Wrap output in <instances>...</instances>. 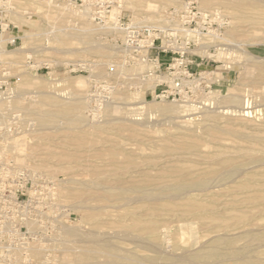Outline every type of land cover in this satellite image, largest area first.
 <instances>
[{"label":"rangeland","instance_id":"1","mask_svg":"<svg viewBox=\"0 0 264 264\" xmlns=\"http://www.w3.org/2000/svg\"><path fill=\"white\" fill-rule=\"evenodd\" d=\"M24 1L16 0L20 8L25 6ZM28 1L44 9H54L58 4L72 6L68 0ZM112 1L126 19L143 24H157L158 19L163 18H158L159 15L177 8L175 2L168 0ZM195 1L196 6L203 9L200 5L203 7L204 0ZM211 2L210 10H202L207 16L197 21L205 23L206 29L200 30L204 37H199V42L190 37L189 41L188 56L194 60V72L202 73L201 84L205 89L197 93L191 103L202 109L199 111L219 109L220 113L215 114L220 119L213 123L202 118L194 127L191 124L187 128L181 118L178 122L170 113L130 109L135 106L128 104L132 95L143 88L136 79L138 75L131 71L138 64L123 53L120 42H116L117 34L105 30L93 18L97 29L93 36L95 50L82 51L93 46L81 41L72 28L81 24L73 13H81L82 7L73 5L68 10L71 14L62 17L51 11L57 19L50 17V13L45 17L35 10L26 11L24 20H29L26 24L8 16L16 26L9 31L19 35L16 45L8 49L24 46L35 51L28 52L29 56L17 53L11 63L0 56V79H8L13 86L16 102L12 108L21 116V130L26 132L15 144L25 150L30 148L25 145L29 144L27 136H40L41 143L36 155L37 160L40 158V168L31 166L33 155L16 148L20 163L27 164L34 176L41 178L37 185H28L23 195L18 191L21 202L11 209V223L16 231L12 264H67L71 259L70 264H80L85 255L90 264H264V152L258 153L257 161L241 164L240 170L225 180H216L211 187L192 191L188 195H192L191 198L184 197L186 190L161 195L155 176H148L143 187L134 183L140 181L138 178L129 181L130 171L135 168H147L156 173L157 164L166 160L170 152L161 146L172 144L174 137L193 138L190 135L195 134L210 144L209 148L202 147L193 154L174 151V157H170L179 161V165L197 171L222 169L218 157L206 158L218 145L208 129L224 137L221 147L234 157H240V149L246 145L242 136L264 134V128L255 126L264 124L263 113L251 115L248 120L241 112L222 113L233 109L228 105L229 99L225 100L226 106L225 101L215 104L211 94L217 92L229 97L236 93L239 98L243 95L242 98L249 100H244L245 107L264 108V0ZM65 27L71 34L55 39L59 29ZM25 32L32 35L28 45L22 40ZM8 42L4 40L3 44ZM44 47L47 50H41ZM245 51L254 57L250 58ZM171 58V55H163L161 62H170ZM143 68L146 72L152 67L145 64ZM129 73L134 74V78ZM81 77H85L83 81L87 84L83 87L76 81ZM30 80L34 82L29 83ZM21 81H25L23 86H19ZM153 92L152 88H147L145 99L162 103ZM82 100L84 106L91 102L92 107L83 108ZM106 103L109 106H103ZM115 105L120 107L113 112ZM4 110L1 105L0 111ZM134 123L142 127L135 131L127 128ZM230 123L238 130H226L224 125L231 126ZM99 126L106 128L95 130ZM33 195L44 198L45 202H29ZM69 227L76 232L73 237L71 232L67 236L63 234V228ZM80 235L84 236L78 237ZM32 248L38 254L31 251ZM68 248H71L70 260L65 256Z\"/></svg>","mask_w":264,"mask_h":264},{"label":"built area","instance_id":"2","mask_svg":"<svg viewBox=\"0 0 264 264\" xmlns=\"http://www.w3.org/2000/svg\"><path fill=\"white\" fill-rule=\"evenodd\" d=\"M6 1L0 0V33L9 31L11 27L16 28L7 15ZM68 1L72 5H87L96 23L114 26V32L118 35L116 42H120L123 53L130 55L135 63L141 61L150 64L153 70L150 73L162 77L154 89L155 98L191 103L197 93L205 90L201 84L202 73L194 72V60L188 56L190 37L195 41L196 36L203 34L200 30L206 29L204 22H197L207 15L196 6L195 0H182L180 9L171 10L164 16L165 21L157 24L126 19L112 0ZM18 40L19 37H14L7 43V48L15 46ZM163 55H171L170 62L162 63ZM8 82V79H0V106L3 105L5 109L0 111V264H12L16 231L11 223V209L21 202L18 191L21 190L23 195L28 185H37L41 178L35 177L32 169L17 159L15 142L26 132L21 130V116L12 108L15 93ZM28 200L32 203L45 202L44 198L35 195Z\"/></svg>","mask_w":264,"mask_h":264},{"label":"bare ground","instance_id":"3","mask_svg":"<svg viewBox=\"0 0 264 264\" xmlns=\"http://www.w3.org/2000/svg\"><path fill=\"white\" fill-rule=\"evenodd\" d=\"M19 0H17V2H18ZM34 1H40V0H34ZM49 1H52V0H49ZM168 1H171V2H175V4H176V6H177V9H180L181 7H182V2L180 1V0H168ZM212 0H204L203 1V7H201L202 5H200V8H203V9H205V10H208L209 8H211L210 6H211V4H212V2H211ZM17 2H16V0L14 1V0H7L6 1V5H7V7H8V10H7V15L10 17V15H12L13 16V19L17 22V21H22L24 24H26V23H29V20H24L25 18H26V11H30V10H35V12L38 14V13H42V14H44V16L46 15V16H48V14L51 12V11H54V13L53 14H55L56 13V15L57 14H59L58 16H60L61 15V17H62V15L64 16V15H66V14H71L69 11V7H72V6H65V5H63L64 7H62L61 5H59L58 4V6H55V8L54 9H50L49 7H46V9H44L45 7H43V6H41V5H38V6H32V4H31V2L30 1H28V0H26V1H24L23 3L25 4V6L21 9L20 7H19V4H17ZM41 2V1H40ZM47 2V1H46ZM42 3V2H41ZM76 6V5H75ZM79 7H82L83 8V10L81 11V13L79 12V14H78V12H74L73 13V17H78L79 19L78 20H80V25H79V27L78 28H76V27H72L73 29H74V31L76 32V35L77 36H79V39L81 40V41H83L84 43H89V44H93V36L95 35V32L97 31V29L94 27V25H93V22H92V17H91V15H90V12H89V7L87 6V5H81V6H79ZM12 10H11V9ZM202 9V10H203ZM69 10V11H68ZM72 10V9H71ZM75 10V9H74ZM210 10V9H209ZM76 11V10H75ZM80 11V10H79ZM154 11V10H153ZM171 11V10H170ZM69 12V13H68ZM71 12H73V11H71ZM157 12V11H156ZM34 14V13H33ZM51 14V13H50ZM152 15L153 14H156L155 12H152L151 13ZM136 15V14H135ZM157 15V14H156ZM30 16V15H29ZM41 16V15H40ZM45 16V17H46ZM53 16H55V15H52L51 14V16L50 17H53ZM165 14L163 15H159V17L158 18H162V19H158L159 21H158V23H161V22H163V21H165ZM49 17V16H48ZM136 17H137V15H136ZM154 17H156V16H154ZM55 19H57V17L55 16L54 17ZM60 18V17H59ZM139 20V19H138ZM150 21H152V20H150ZM157 22V21H156ZM30 23H31V21H30ZM55 23V22H54ZM78 23V22H77ZM76 23V24H77ZM35 24V23H34ZM156 24V23H155ZM17 25V24H16ZM53 25H55V24H53ZM52 25V26H53ZM77 26V25H76ZM55 27V26H54ZM69 27V26H68ZM68 27H65V28H61V29H59L60 30V33L56 36L55 34V39L56 38H59V37H64V36H66V35H69V34H71L70 33V31H69V29H67ZM102 28H104L105 30H109V31H114V26H112V25H110V24H105V25H102L101 26ZM101 27H100V29H101ZM71 28V27H70ZM57 29V28H56ZM55 29V30H56ZM101 31V30H100ZM49 32H53L54 33V31H49ZM104 32V31H103ZM10 33H12V32H10V31H5V32H2V33H0V56H1V58H4L5 57V59H6V62L7 63H11L12 61H14V59L16 58V56H14L15 54H17V53H25L26 55H28L29 56V53L28 52H35V51H33V48H25L24 46H21V47H17L16 49H14V50H9L8 48H7V45H4L3 44V42H4V40H8V41H12L13 40V38L14 37H17V36H19L18 34H13V35H10ZM44 33H45V31H44ZM43 33V34H44ZM115 33V32H114ZM209 33H213V32H209ZM47 34H48V32H47ZM205 35H206V33H205ZM48 36V35H47ZM50 36V35H49ZM118 36V35H117ZM193 36V35H192ZM31 37H32V35L29 33V32H25V35L22 37V40H23V43L24 44H26V45H28L29 43H30V39H31ZM54 37V36H53ZM201 37H204V34H199V36H196V40H198V42H199V40H200V38ZM47 38V37H46ZM60 38V39H61ZM199 38V39H198ZM208 38H210V37H208ZM193 40V39H192ZM204 40V39H203ZM49 42V41H48ZM202 42V41H201ZM200 42V43H201ZM203 44V43H202ZM202 44H201V46H202ZM206 44V43H205ZM41 47H43V46H41ZM98 47V46H97ZM97 47H96V49H97ZM35 48V47H34ZM93 49V50H95L94 48H95V44H93V46L91 45V46H87V47H85V49H83L82 51H84V53L86 52L85 50L86 49ZM199 48V47H198ZM201 48H203V47H201ZM47 50V48L46 47H44L43 49H41V50ZM40 50V49H39ZM201 50V49H200ZM222 50V49H221ZM67 52V51H66ZM70 52V51H69ZM81 52V51H80ZM246 52V54L251 58V57H254V55L252 54V53H250V52H247V51H245ZM83 53V52H82ZM0 58V59H1ZM3 60V59H2ZM1 60V61H2ZM16 63V62H15ZM136 64H138L137 66H134L132 69H131V71L132 72H134L135 74H136V77H137V75H138V78H136L141 84H143V88H142V90H140V92H138V94H137V92H136V94L135 95H132V97H131V102H128V104L129 105H135V106H133V107H129L131 110H135V111H137V110H142V112H143V110H145L146 112L147 111H149V112H156V113H158V112H163V113H165V114H172V116L173 117H175V118H177V121H178V118H181L182 120H181V122L184 124V127H186L187 128V126L188 125H191L192 124V126H193V124L195 123L196 124V121H199L200 119H202V118H205L207 121H209V122H216V123H218V121H219V119H220V116L218 115V114H215V113H220L219 112V109L217 110V111H209V109H207V110H205V111H199L201 108H198V107H195V105H193V104H191V103H188V104H180L179 103V101H172V102H169V103H165L164 101H166V100H163V102L162 103H154V102H148L146 99H145V96H144V93H145V91H146V89L147 88H152L153 90L155 89V87H156V85H157V82L159 81V80H162V77L161 78H159V76H156L155 74H151L150 73V71H153L152 69H150L149 71H143L144 70V68H143V66L145 65V64H148V63H145V62H141V61H139V62H137ZM150 64H148V66H149ZM21 67H22V65H21ZM130 71V70H129ZM132 72H130L131 74H132ZM128 74L130 77L132 76H134V74L133 75H131V74ZM127 75V74H126ZM85 78V77H84ZM84 78H82L81 77V79L79 78V79H77L76 81L78 82V84L77 85H80V86H82L83 87V85H84V83L86 84V81L84 80L83 81V79ZM134 78V77H133ZM135 79V80H136ZM36 80V78H34V81ZM79 80V81H78ZM134 80V79H133ZM134 80V81H135ZM19 81V80H18ZM33 80H30L29 81V83H33L34 82ZM41 80H39V81H35V82H39V83H41L40 82ZM24 82L25 81H21V84H19V86H23L24 85ZM28 82V81H27ZM76 82V83H77ZM160 82V81H159ZM75 83V84H76ZM87 85V84H86ZM256 88V87H255ZM262 86H261V91L263 92V90H262ZM257 89V88H256ZM255 90V89H254ZM259 90V89H258ZM258 90H256V91H258ZM139 91V90H138ZM255 91V92H256ZM260 91V90H259ZM254 92V93H255ZM141 93V94H140ZM210 93H211V91H210ZM259 93V92H258ZM257 93V94H258ZM211 94H213V96H212V99L214 100V103L215 104H220V103H223L226 99H229V100H227L228 101V105H230V107H232L233 109H231L230 108V110L229 109H227V110H223L222 111V113H235V114H237V112H241V113H244V115H247L248 117L246 118L247 120L249 119V116H257L258 114H260V113H263L264 114V108L263 109H253V106L251 107V106H247V107H245L243 104H246V102H249V100L248 101H246V99H244V98H242V96H241V98H239L238 96H237V94L236 93H233V94H230L231 96H229L228 97V95L227 96H222L221 94H218L217 92H212ZM259 94H261V93H259ZM263 94V93H262ZM239 95V94H238ZM249 95V94H248ZM88 95H86V97H87ZM254 98H256V94H254ZM263 96V95H262ZM84 97V96H83ZM92 97V96H91ZM96 97V96H95ZM244 97H247V95L246 96H244ZM85 98V97H84ZM88 99H90V97H87ZM93 98V97H92ZM210 98V97H209ZM248 98H249V96H248ZM253 98V99H254ZM261 98V97H260ZM259 98V99H260ZM83 99V98H82ZM79 100V99H78ZM77 100V101H78ZM87 99H85V101H86ZM244 100L246 101L245 103H244ZM251 100H252V98H251ZM255 100V99H254ZM253 100V101H254ZM257 100V99H256ZM261 100H262V98H261ZM261 100H257L256 102H258V101H260V102H262L263 100H264V96H263V100L261 101ZM15 101V100H14ZM83 101V100H82ZM81 101V102H82ZM85 101H83V108L85 107V108H87V110H88V106L90 105V108L92 107L91 106V102L89 103V105H87V106H84V102ZM95 101V100H94ZM227 101H225L224 103H225V106H226V104H227ZM243 103H242V102ZM16 102V101H15ZM80 101H78V103H79ZM181 102H183V101H181ZM107 103H109V102H107ZM107 103L106 104H104L103 106H109V104L107 105ZM252 103V102H251ZM80 104V103H79ZM78 104V105H79ZM86 104V103H85ZM257 104V103H256ZM80 105H82V104H80ZM99 105V104H98ZM100 105H102V104H100ZM99 105V106H100ZM111 105H113L112 104V102H111ZM250 105V104H249ZM254 105V104H253ZM262 105H264V102H263V104ZM105 106V107H106ZM118 106V105H117ZM116 105H115V108L113 109V112L114 111H116V110H118V109H116V107H117ZM255 106V105H254ZM258 106V105H257ZM259 106H260V104H259ZM258 106V107H259ZM112 107V106H111ZM111 107H109V108H111ZM118 107H120V106H118ZM218 107V106H217ZM220 107V106H219ZM218 107V108H219ZM223 107H224V105H223ZM76 108H79V107H76ZM222 108V107H221ZM227 108V107H226ZM228 108H229V106H228ZM234 108H236V109H234ZM81 109V108H80ZM98 109V108H97ZM96 109V110H97ZM122 110H123V108H121ZM199 109V110H198ZM249 109V110H248ZM250 109H252V110H250ZM78 110V109H77ZM91 110V109H90ZM93 110V109H92ZM102 110V109H101ZM105 110H107V108L105 109ZM104 109H103V111H105ZM119 110H120V108H119ZM199 112H198V111ZM202 110V109H201ZM83 111V110H82ZM94 111V110H93ZM92 111V112H93ZM100 111V110H99ZM103 111H101L100 113H102ZM221 111V110H220ZM34 112V111H33ZM118 112V111H117ZM120 113H121V111H120ZM123 113H124V111H123ZM127 113V112H126ZM155 113V114H156ZM198 113H200V116H196V114H198ZM212 113H214V114H212ZM241 113H240V116H241ZM103 114V113H102ZM159 114V113H158ZM201 114H203L202 116H201ZM234 114V115H235ZM95 115V114H94ZM244 115H243V117H244ZM162 116H164V115H162ZM239 116V118H241ZM96 117H98V115L96 116ZM171 117V116H170ZM169 117V118H170ZM236 117H238V116H236ZM242 117V118H243ZM94 118V117H93ZM169 118H167V119H169ZM68 119H71V118H68ZM173 120H174V118H173ZM233 120H234V118H233ZM252 120V119H251ZM133 121H135V120H133ZM235 121V120H234ZM237 121V120H236ZM242 121V120H241ZM244 121V120H243ZM136 123H137V121H135ZM179 122V121H178ZM252 122V121H251ZM256 122V121H255ZM139 123V122H138ZM143 123V122H142ZM177 123V122H176ZM139 124H141V123H139ZM141 125H143L144 126V124H141ZM177 125H178V123H177ZM230 125L231 126H227V125H224L225 126V129L226 130H228V131H237L238 129H236V127L234 128L233 127V125H232V123H230ZM140 126V125H139ZM138 126V127H139ZM180 126H182V125H180ZM255 126H257V127H259V128H264V124H261V125H255ZM99 127H101V126H99ZM99 127H96V129L95 130H103V129H105L106 127L105 126H102L101 128H99ZM138 127H137V125L134 123V125L133 126H130V127H127L128 129L129 128H132V130H137L138 129ZM140 127H142V126H140ZM146 127V126H145ZM194 127V126H193ZM239 127H240V124H239ZM189 128V127H188ZM190 129V128H189ZM242 129V128H241ZM29 132H31V131H29ZM35 132H37V131H35ZM35 132H33V133H35ZM208 133L209 134H212V136H213V139L214 140H216V144H218L217 145V147H216V150H214L213 152L211 151V153H209L207 156L208 157H206V158H208V159H215L216 157H218L217 158V160L219 161V164H220V167H222V169H215V168H207V169H205V170H197V171H192V168H190V167H186L185 165H179V161H173L172 160V158L170 159V157L172 156V157H174L173 155H175L174 153L177 151V152H186V153H191V154H193V153H196V152H198L202 147H207L208 146V148H209V145L210 144H208L204 139H201V138H198L199 136H197V135H195V134H191L190 136H192L193 138H183V137H174L176 140L174 141H172V144L171 143H165L164 145H162L161 146V148H163L165 151H170L166 156H165V159L166 160H162V162L161 163H159V164H152L153 166H157V171H156V173L154 172V171H148V169L147 168H145V169H143V168H135V169H133L132 171H130L131 172V174H130V176H129V181L130 182H134L135 180H140V181H137V182H134V183H138L140 186H145L146 185V182L148 181L147 180V178H148V176L149 177H153V176H155V177H157L158 178V180H157V183H158V187L160 188V193H161V195H165V194H169L170 192H173V190H186V192H185V198H191L192 197V195L189 197L188 195L192 192V191H194V190H203V189H206V188H208V187H211V185L212 184H215V183H213V182H215L216 180H225L228 176H230V175H232L233 173H235L236 171H239L240 169V166H241V164H248V163H253V162H255V161H257V159H258V153H260V152H264V134L263 133H257V134H255V135H244V136H242L243 138H245L246 139V145L245 146H243L241 149H240V152H241V156L240 157H234V156H231V155H229V151H226L225 149H223L222 147H221V143H223L224 142V137H222V135L221 134H219L217 131H215V132H213V130L212 129H208ZM32 134V133H31ZM30 133H29V135H31ZM38 134V133H37ZM25 135V134H24ZM27 135H28V131H27ZM35 135V134H34ZM39 135V134H38ZM38 137H40V136H27V142L29 143V144H26L25 143V145H30V148H27L26 150L25 149H23V147H21L19 144L18 145H16L15 144V149L16 148H18L19 150H21V152H25V154L26 155H33L32 156V158H31V160H32V164L33 165H31V166H34V168H40L39 166H40V158L37 160V157H36V155H38L39 154V147H40V145H41V143H40V140H39V138ZM195 137V138H194ZM24 141V140H23ZM169 142V141H168ZM24 144V143H23ZM21 145H22V143H21ZM28 150H31V152L30 151H28ZM206 150H208V149H206ZM164 151V152H165ZM175 151V152H174ZM207 154V153H206ZM115 155L113 154V157H114ZM198 156V155H197ZM178 157H179V155H178ZM181 157V156H180ZM183 157H185V155L183 156ZM186 158V157H185ZM199 158V157H198ZM239 158H241V159H239ZM175 160H176V158H175ZM115 164H117V162L115 163ZM246 164V165H247ZM156 168V167H155ZM155 168H152V170H155ZM136 178H138V179H136ZM249 178H251L252 179V176H250ZM217 183V182H216ZM221 184V183H220ZM215 186V185H214ZM244 187H246V186H244ZM192 188H193V190H192ZM124 190H126V189H124ZM142 191L143 190H145V189H141ZM69 194V193H68ZM188 196V197H187ZM32 221V220H31ZM30 221V222H31ZM29 222V221H28ZM27 222V223H28ZM29 222V223H30ZM34 223H36L35 221H34ZM33 223V224H34ZM30 225H32L31 223H30ZM137 228H139L138 227V225L136 226ZM189 227H191V225L189 226ZM193 227V226H192ZM33 228V227H32ZM190 229V228H189ZM188 229V230H189ZM73 228H71V227H69V228H63V234L65 235V236H67V233H70V236L71 237H73V235L76 233L75 231V233H73ZM190 231H192V229H190ZM193 231H194V229H193ZM192 231V232H193ZM196 231V230H195ZM194 231V232H195ZM66 233V234H65ZM80 233H82V232H80ZM80 233H78V234H80ZM78 234H76V235H78ZM83 234V233H82ZM84 235H85V233H84ZM84 235H80V236H78V237H83ZM36 248V247H35ZM37 249V248H36ZM35 249V250H36ZM39 249V248H38ZM36 250V251H38L39 252V250ZM70 249V250H69ZM33 250V252H36V251H34V249L32 248L31 249V251ZM69 251H71V248H68V250H66V252H68V253H66L65 254V256L67 257V259L68 260H70V258L72 257V254H70V252ZM37 253V252H36ZM41 253V252H40ZM38 254V253H37ZM82 256V255H81ZM84 256V255H83ZM78 257V256H77ZM80 257V256H79ZM82 258V257H81ZM84 259H83V263H80V264H90L89 263V259H88V257L85 255L84 257H83ZM79 259V258H78ZM72 262V259H71V261H69L67 264H70ZM109 264H117L116 262H112V263H109Z\"/></svg>","mask_w":264,"mask_h":264}]
</instances>
